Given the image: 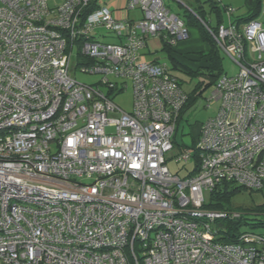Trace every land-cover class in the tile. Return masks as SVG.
Masks as SVG:
<instances>
[{
    "label": "built area",
    "instance_id": "2783aa9c",
    "mask_svg": "<svg viewBox=\"0 0 264 264\" xmlns=\"http://www.w3.org/2000/svg\"><path fill=\"white\" fill-rule=\"evenodd\" d=\"M49 1L0 0V264H264L263 239L212 227L238 212L204 206L219 183L264 186V21L199 18L238 71L218 76L216 115L171 153L188 94L140 57L150 37L187 39L183 19L163 0ZM102 25L115 42L98 41ZM127 81L130 111L113 100ZM171 158L194 167L172 173Z\"/></svg>",
    "mask_w": 264,
    "mask_h": 264
},
{
    "label": "rangeland",
    "instance_id": "374dc122",
    "mask_svg": "<svg viewBox=\"0 0 264 264\" xmlns=\"http://www.w3.org/2000/svg\"><path fill=\"white\" fill-rule=\"evenodd\" d=\"M120 1V3L123 0H100L101 4H107L109 6H114ZM192 0H163L164 4L170 9L171 12L178 14L179 16H182L183 11L185 8L189 6H193L191 3ZM204 1V0H201ZM218 3V5L223 6L224 4L230 3L236 10L234 14H241L246 11V7L243 4V0H214ZM61 0H50L49 4L51 6L60 3ZM205 19L207 21H210L211 25H214L216 23V16L214 13L210 12L208 3H205ZM223 15L226 14L225 10H222ZM139 15V12L136 10L130 11L129 16L135 17ZM226 17V15H225ZM258 18L264 21V16L261 15ZM210 19V20H209ZM225 22L227 20L225 19ZM191 35L189 34V37L185 40L183 43V46L181 47L182 43H180V49L186 50L194 48L196 44H198V40L195 38V32L193 29L189 30ZM98 41L100 42H110L113 43L116 41V37L114 36V33L111 32L105 25L97 27L96 30ZM181 42V41H179ZM247 52L249 53V49H247ZM221 56V64L224 72H226L229 75L235 74L238 71L237 64L229 57L227 56L223 51H220ZM142 61H152V60H160L162 62H165L168 66H170V60L168 58V53L166 50L162 49V41L158 38H149L147 40V46L144 50V54L141 55ZM264 58V53H263ZM172 72L179 78L181 86L186 92H191L194 83L198 80L196 76H190L187 73L183 71L178 70H172ZM76 77V80L79 82H85V83H94L95 86L97 81L99 80L98 74H87L84 72H81L80 70H76L75 73H73ZM202 79V77H201ZM203 79L206 81L207 77H203ZM213 89V85H209L204 90L201 91L200 95H198L195 99V101L188 105V107L185 109V112L183 114V118L179 122V127L175 135V143H174V149L171 151V153H176L178 150H181L185 146L191 147L194 137L197 134L199 130V125L204 122L207 118L213 117L217 113L218 105L216 102L210 103V106L206 107L205 104L207 103L206 99L210 96L211 91ZM114 102L119 105L122 109L126 111H130L132 108V86L131 82L127 81L126 86L121 90L119 93L115 94L113 97ZM120 113L117 111H114L110 113L111 116L116 117ZM167 165L172 173H177L180 176H184L188 174L189 171H191L194 167V161L190 160L188 162H178L176 163L172 158L167 161ZM88 181V180H87ZM264 201V190L260 191H252L250 192L248 189H244L238 193H236L231 198V205L234 207H239L243 205H248L252 203H259ZM246 217L250 220V222L257 221V219H260V217L253 216L251 214H247ZM224 221V222H223ZM222 223V224H219ZM219 223L217 221H212V227H215L217 229L224 227L227 224L226 220H220ZM225 224V225H224ZM241 231H249V232H255V233H264V228H251L247 225L242 226ZM153 232H151V235Z\"/></svg>",
    "mask_w": 264,
    "mask_h": 264
},
{
    "label": "trees",
    "instance_id": "16d2710c",
    "mask_svg": "<svg viewBox=\"0 0 264 264\" xmlns=\"http://www.w3.org/2000/svg\"><path fill=\"white\" fill-rule=\"evenodd\" d=\"M205 3H208L210 12L214 13L216 16V23L214 25L208 23L209 27L215 30L222 21L220 18V7L216 5L213 0H205ZM244 3L247 8L246 12L234 19V22L236 20L238 23L246 22L259 16L262 0H244ZM192 5L193 6L185 8L180 17L185 22L188 32L191 26L198 28L201 40L208 46L207 50H200L195 53H178L177 55L181 56V58H178L173 46L168 45L162 40V49L166 50L168 53L171 69L183 71L190 76H196L198 79L194 83L191 92H187L188 101L186 107L195 101L202 90L209 85H213L218 76L224 72L221 64L220 51L205 26L199 20V18H201L207 21L205 19V5H203V2H199V0H196V3H192ZM152 61L159 62V60ZM203 77H207V80L205 81ZM242 190H244L243 187L232 182L219 183L210 192L204 206L211 210H227L229 212L236 211L239 213V216L236 218L224 219L227 221V224L217 229L223 241H232L244 234L253 236V243H259V240H264V233L241 231L240 228L245 225L251 228H264V201L239 207L232 206L231 198ZM257 190L263 191L264 186L261 189H250L249 191L252 192ZM247 214L260 217V219L256 218L257 221L250 222L246 217ZM260 244L262 245V243Z\"/></svg>",
    "mask_w": 264,
    "mask_h": 264
},
{
    "label": "crops",
    "instance_id": "0c3cea01",
    "mask_svg": "<svg viewBox=\"0 0 264 264\" xmlns=\"http://www.w3.org/2000/svg\"><path fill=\"white\" fill-rule=\"evenodd\" d=\"M214 1V0H213ZM199 2H203V5H205V0L204 1H201V0H199ZM215 2V4L216 5H218V3L216 2V1H214ZM118 3H120V1L118 2ZM191 3H196V0H192L191 1ZM243 4H244V6L246 7V5H245V3H244V0H243ZM262 4V3H261ZM231 6V7H233L230 3H227V4H224L223 6H220V5H218L219 7H220V11H221V13H220V18H221V23L220 24H223V25H227L231 20L234 22V19H236L238 16H241V15H243L244 13H241V14H234V12H235V8L233 7V12H232V14H225L226 15V17H225V15H223V13H222V10H224V6ZM246 10H247V8H246ZM259 16H261V14H259ZM258 16V17H259ZM257 17V18H258ZM225 19L227 20V22H225ZM210 20V19H209ZM209 23H210V21H209ZM235 23H237V24H242L243 22H237V20L235 21ZM191 29H193L194 30V32H195V38L198 40V44H196L195 46H194V48H191V49H186V50H181L180 48L181 47H185V46H183V43L182 42H185V41H181V42H177L174 46H173V49H174V51L176 52V55L178 54V53H195V52H197V51H200V50H207V48H208V46H207V44L205 43V42H203L202 40H201V38H200V35H199V30H198V28L197 27H194V26H191L190 27V30ZM189 34L191 35V33H190V31H189ZM190 38V37H189ZM159 39V38H158ZM159 40H161V39H159ZM162 41V40H161ZM180 43H182V45H181V47H180ZM248 45V44H247ZM219 51H221L220 49H219ZM177 57L178 58H181V56L180 55H177ZM183 59V58H182ZM160 61V60H159ZM162 62V61H161Z\"/></svg>",
    "mask_w": 264,
    "mask_h": 264
}]
</instances>
